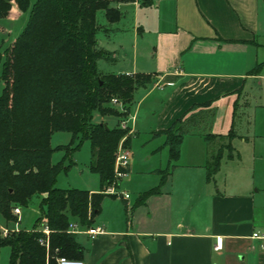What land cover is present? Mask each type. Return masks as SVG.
Returning a JSON list of instances; mask_svg holds the SVG:
<instances>
[{"label": "crops", "instance_id": "crops-1", "mask_svg": "<svg viewBox=\"0 0 264 264\" xmlns=\"http://www.w3.org/2000/svg\"><path fill=\"white\" fill-rule=\"evenodd\" d=\"M116 6L118 20L107 23L103 16L100 21L114 30L95 35L114 57L104 71L151 73L152 78L134 89L125 116L130 136L143 134L142 149L115 185L128 196L104 195L88 226L70 220L83 264H264V251L249 237L252 228L264 226V132L236 130L244 118L248 121L249 99L264 107V0H153L149 5L126 0ZM207 99V106L193 110L205 114L206 124L187 127L178 157L160 182L157 169L169 166L167 147L163 134L153 132ZM107 118L114 125L115 117ZM206 132L222 136L231 147L227 154L222 146L210 178L205 164L218 145L212 136L203 137ZM157 185L158 192L136 201ZM7 222L3 219L13 229L33 227H21L17 219ZM96 227L97 232L86 231Z\"/></svg>", "mask_w": 264, "mask_h": 264}, {"label": "trees", "instance_id": "trees-1", "mask_svg": "<svg viewBox=\"0 0 264 264\" xmlns=\"http://www.w3.org/2000/svg\"><path fill=\"white\" fill-rule=\"evenodd\" d=\"M118 1V0H115ZM126 1V0H119ZM149 5L153 0H137ZM28 0H0V18L23 10ZM111 0H33L20 32L0 52V214L15 220L13 206L25 205L33 194L42 193L40 214L30 229H16L0 234V245L8 247L7 264H56L55 256L81 258L82 246L68 228L73 218L88 226L100 209L107 193L116 185L113 161L119 144L128 145L130 134L119 120L107 126L103 119L94 121L93 111L103 115L126 116L136 87L148 83L151 73H104L95 64L97 58L113 61L112 51L98 45L96 32L112 31L97 20L102 12L106 22L118 20L121 11ZM257 66L253 71L257 70ZM115 97L120 103L110 102ZM211 99L191 104L167 127L163 134L169 166L157 169L160 182L169 173L171 162L189 124L194 122V108L207 106ZM201 110V109H199ZM54 131H66L70 140L58 145L63 158L51 162L49 138ZM231 130L226 136H231ZM208 140L212 133H203ZM87 140L88 167L98 176L99 189L59 188L55 175L72 163L71 153ZM75 142V144H73ZM230 154V144L223 145ZM222 147L205 164L206 177L217 169ZM127 171V166L123 168ZM158 192V185L140 192L136 201ZM41 219H43L41 221ZM48 227L45 234L40 225Z\"/></svg>", "mask_w": 264, "mask_h": 264}, {"label": "rangeland", "instance_id": "rangeland-1", "mask_svg": "<svg viewBox=\"0 0 264 264\" xmlns=\"http://www.w3.org/2000/svg\"><path fill=\"white\" fill-rule=\"evenodd\" d=\"M33 0H28L26 7L23 10H19L17 14H10L6 17H1L0 18V52L2 53L4 47L10 43L12 39L20 32L22 27L24 26L29 8L32 4ZM119 1V0H118ZM115 0H111L110 4H116ZM97 20L100 22L103 20V15L100 10L97 11L96 13ZM100 35V32H99ZM104 42V41H103ZM96 67L98 68L99 71L104 72V73H111L109 71H104V68L106 65H112V62L109 60L103 59V58H97L95 60ZM257 99V98H256ZM250 105L247 108L248 111V121L246 118H244L243 122L241 124H237L236 130L239 132H247L251 134L252 132H264V107L253 106L252 102H255V99H249ZM258 102L261 103L263 102V99H258ZM198 108V107H197ZM196 108V109H197ZM209 109V108H208ZM208 109L204 108L203 110L206 111V114L208 113ZM129 114V113H128ZM127 114V116H128ZM205 115L203 112L198 113V115L195 117L194 122H192L191 126H202L206 124L205 121ZM107 117H112L113 115H103L100 116L98 112L93 111L92 113V118L94 121H98L99 119H104L108 123H110L109 118ZM115 117V123L122 118H125V116H114ZM114 123V124H115ZM139 123V124H138ZM126 124L129 129V125L126 121ZM109 125L112 126L110 123ZM138 126H143L144 123L138 122ZM140 132V131H139ZM126 133L129 134V131L126 128ZM251 137V136H250ZM213 142L218 145V147H222L226 140L220 136H212ZM70 140V134L66 131H54L51 133L50 138H49V143L50 146L52 147V152L50 155L51 162L55 163L63 158V153L64 150L63 148H59L58 145L66 144ZM143 140V134L137 133L136 135H131L129 138V142L127 148L129 150V156L127 159V163H129V159L131 158L132 155H136L137 153L140 152L141 144ZM75 144V142L73 143ZM75 162L69 164V166L64 170L60 169L56 175H55V181H54V186L59 187V188H64V187H84V186H95V188H99L98 184V176L94 171H91L88 168V160H89V143L85 139L80 142V144L73 150L71 153V158ZM67 158H63V163H68ZM125 175V174H124ZM120 176L118 180L123 179V176ZM118 182V186L120 184ZM116 192H119V189L116 188ZM42 193L39 194H33L28 201L26 202L25 205L20 206V211L17 214V222H19L18 225L21 227H32L35 223V218L36 215L40 214V210L38 207V203L40 201ZM21 218V219H20ZM43 219H41L42 221ZM9 222V220H7ZM7 222V223H8ZM9 224V223H8ZM2 225V226H1ZM0 226L1 227H6L8 228V232L11 230H16L13 229L12 226L9 225H3V217L0 214ZM0 227V230H1ZM7 254H8V248L6 245H0V264H7Z\"/></svg>", "mask_w": 264, "mask_h": 264}, {"label": "built area", "instance_id": "built-area-1", "mask_svg": "<svg viewBox=\"0 0 264 264\" xmlns=\"http://www.w3.org/2000/svg\"><path fill=\"white\" fill-rule=\"evenodd\" d=\"M110 102L117 104L119 107H121V103L115 98L111 97ZM126 117L120 119L119 121V126L123 128H127V130L130 132V129H128V126L126 124ZM129 156V150L126 145H122L120 142L115 150V155H114V161H113V169H114V176L117 181V179L124 175L126 172L123 170L127 166V159ZM104 191L107 193H114L117 194L115 185L109 184L104 188ZM120 194L123 197H127L128 193L125 191H119ZM12 213L16 215L17 219V214L19 213V207L18 206H13L12 207ZM74 223L69 222L68 223V228L73 229L74 228ZM40 229L43 233L48 232V227L46 224L43 222L42 225L40 226ZM99 230V227H96L94 229H88L86 230L90 234L97 232ZM8 232V228L6 227H1L0 234L5 235ZM249 237L253 240L256 241V245L259 249L264 251V226L263 227H254L250 230L249 232ZM214 248L220 247V239L216 238L215 243L213 245ZM55 262L56 264H83V261L81 258H76V257H67L64 255H56L55 256Z\"/></svg>", "mask_w": 264, "mask_h": 264}]
</instances>
